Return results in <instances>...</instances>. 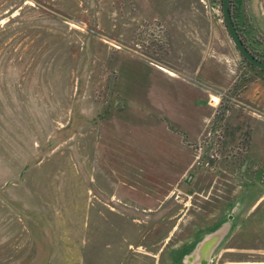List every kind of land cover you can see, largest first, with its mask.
I'll list each match as a JSON object with an SVG mask.
<instances>
[{
    "label": "rangeland",
    "instance_id": "374dc122",
    "mask_svg": "<svg viewBox=\"0 0 264 264\" xmlns=\"http://www.w3.org/2000/svg\"><path fill=\"white\" fill-rule=\"evenodd\" d=\"M187 1L0 0V264H170V252L175 264L174 254L199 237L195 230L214 208V196L230 199L236 164L243 165L248 151L247 120L264 121L247 108L243 94L263 71L233 45L221 0L213 9L201 2L207 18L222 27L217 49L167 48L154 19L172 17ZM210 66L215 72L207 75L222 74L225 83L200 87L208 96L222 90L230 98L219 112L208 107L211 115L196 143L211 136L201 150L189 146L184 174L197 179L193 190L186 189L180 178L160 177L170 171L165 161L149 159V132L110 117L139 108L146 82L129 71L154 68L198 85L194 74ZM209 154L217 161L198 170L197 157ZM218 161L220 176L213 172ZM87 185L96 191L87 192ZM118 189L152 193L153 202L144 196L143 206L124 193L109 194ZM81 200L102 207L94 223L92 209L88 219L87 209L72 205ZM256 264H264V255Z\"/></svg>",
    "mask_w": 264,
    "mask_h": 264
},
{
    "label": "crops",
    "instance_id": "0c3cea01",
    "mask_svg": "<svg viewBox=\"0 0 264 264\" xmlns=\"http://www.w3.org/2000/svg\"><path fill=\"white\" fill-rule=\"evenodd\" d=\"M201 2L204 4L207 2L211 9H213V4L214 6L217 4V0H188L183 5L184 8L174 12L172 17L167 15L164 20L161 18L154 19L166 36L163 39L167 48L185 49L190 46L197 49H212L213 47L217 49L219 47L222 27L219 23L208 19V15L211 16V14L203 11ZM261 4L260 0H232L231 2L232 20L242 40L256 57L264 56V7L262 8ZM215 16L217 17V15ZM201 20L204 21L203 24ZM196 59V64H201ZM146 67H142L139 72L136 70L129 71L131 75L136 76V81L143 78L146 82V89H142L141 93H138L142 97L137 98L138 96H136L138 102L140 101L137 105L139 108L134 110L121 108L118 112L113 111L110 118L113 119L114 123L133 128L135 131L149 132L150 144L153 146L152 151L148 152L149 159L165 161L170 171L160 175V177L166 179L167 182H174L180 178L184 181L186 189L193 190L197 179L196 175H191V172L184 174L190 163L189 146L195 144L203 136L206 122L211 115L207 91L200 86L208 84L214 87H222L225 81L221 77L222 74L213 79L207 75V70H214L211 66L204 72L199 71V73L194 74L198 78V85L185 84L184 80L177 76H165L154 68ZM200 68L201 66L198 70ZM126 75L124 74L127 80L126 87L132 88L131 84H128L129 79ZM256 76L260 78L251 81L245 90V94H242L248 104L247 108L257 107L264 111V71ZM136 87L137 84H134V93L138 92ZM138 89L141 90V87ZM248 119V151L243 165L236 164V183L234 181L235 185L231 191L230 199H222L221 192L220 196H214L216 199L213 200L214 208L205 212V223L201 228L195 230L199 237H194L195 240L192 239L193 241L188 242L190 243H187L188 248L184 250L179 248L178 254L181 255L177 257L174 254L178 261L175 264H182L184 256L195 243L212 233L216 235L214 245L206 256H203L199 261L214 264L216 260L225 258V264L262 262L264 255V212L260 211V207L264 199V183H261L260 178L264 174V121L256 118ZM131 143L135 145V141ZM219 161L213 171L216 176H220V171H222ZM190 175L192 177L188 180ZM90 190L96 191L87 185L86 191L90 192ZM207 193L208 198L205 200L211 196L210 191ZM109 194L139 199L138 202H141L143 206L148 205V202L143 199L144 196L149 197L150 203L153 202L152 193H147L148 195L141 193L138 196L137 192L132 190L118 189V191L109 190ZM190 194L196 195L195 189ZM72 205L77 209H87L88 219H90L89 214L92 209L93 223L100 214L97 210L102 208L98 203L93 202L91 204L88 200L72 202ZM171 255L170 252L168 258L170 264L174 260Z\"/></svg>",
    "mask_w": 264,
    "mask_h": 264
},
{
    "label": "water",
    "instance_id": "95a60500",
    "mask_svg": "<svg viewBox=\"0 0 264 264\" xmlns=\"http://www.w3.org/2000/svg\"><path fill=\"white\" fill-rule=\"evenodd\" d=\"M231 2L232 0H221V13L222 19L227 30V33L237 49L240 56L254 68L264 71V60L256 57L246 46L242 37L240 36L231 15ZM216 235L214 233L206 236L201 241L195 243L190 251L184 256L182 264H206L201 260L203 256H206L207 252L214 245Z\"/></svg>",
    "mask_w": 264,
    "mask_h": 264
},
{
    "label": "built area",
    "instance_id": "2783aa9c",
    "mask_svg": "<svg viewBox=\"0 0 264 264\" xmlns=\"http://www.w3.org/2000/svg\"><path fill=\"white\" fill-rule=\"evenodd\" d=\"M208 98H209L208 99L209 106L211 108H214L216 111L218 110V112H219L220 109L223 107L222 106L223 101L226 99H229L230 97L228 96L227 93L223 92L222 90H214V92L212 94H210L208 96ZM251 110H255V112L258 113L260 117H261V115H264V113H262L260 110H258L256 108H252ZM213 123L211 124V128H210L211 130H213V127H215V124H213ZM210 136H211V131H210V133L208 132L205 134L204 139L201 140L197 144V147H195V149L199 148V150H201V147L206 143L207 138ZM217 159H218V156L216 154H209L208 156L202 157V158L197 157V160L195 161L194 165L197 168L208 169V168H210L209 163H211L215 160L217 161ZM207 161H209V163Z\"/></svg>",
    "mask_w": 264,
    "mask_h": 264
},
{
    "label": "trees",
    "instance_id": "16d2710c",
    "mask_svg": "<svg viewBox=\"0 0 264 264\" xmlns=\"http://www.w3.org/2000/svg\"><path fill=\"white\" fill-rule=\"evenodd\" d=\"M245 61V60H244ZM246 62V61H245ZM250 65V64H249Z\"/></svg>",
    "mask_w": 264,
    "mask_h": 264
}]
</instances>
